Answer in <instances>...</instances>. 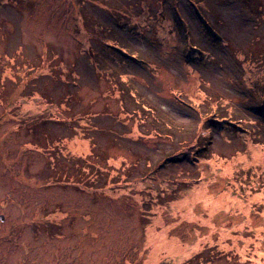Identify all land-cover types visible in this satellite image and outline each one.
Segmentation results:
<instances>
[{"label":"rangeland","instance_id":"374dc122","mask_svg":"<svg viewBox=\"0 0 264 264\" xmlns=\"http://www.w3.org/2000/svg\"><path fill=\"white\" fill-rule=\"evenodd\" d=\"M0 217V264H264V0H0Z\"/></svg>","mask_w":264,"mask_h":264},{"label":"trees","instance_id":"16d2710c","mask_svg":"<svg viewBox=\"0 0 264 264\" xmlns=\"http://www.w3.org/2000/svg\"><path fill=\"white\" fill-rule=\"evenodd\" d=\"M254 71H255V69H247V72H248V73H250V72H254ZM195 144H196V146L198 145V139L195 140ZM180 182H184V184H185L186 186H188V184H186L184 180H179V182H178V181H175V182H173V183H169V181H168V182H166L167 185H165V187L177 186V183H180ZM183 188H185V187H183ZM189 190H190V188H189ZM189 192H190V191H189ZM189 192H188V193H189ZM182 195H184V193H183ZM203 196H204V198H205V195H204V194H203ZM181 200H182V199H181ZM181 200H180L179 202H176V203L180 204V203H181ZM206 203H208V206H209V201H208V200L206 201ZM217 203H218L219 205H217V204L214 205L213 203L210 204V205H213V206H210L212 213L215 214L216 209H218V208H222V207H227V208L229 209L230 202H223L221 205H220L219 202H217ZM172 204H175V203H172ZM208 208H209V207H208ZM197 221H198V220H197Z\"/></svg>","mask_w":264,"mask_h":264},{"label":"water","instance_id":"95a60500","mask_svg":"<svg viewBox=\"0 0 264 264\" xmlns=\"http://www.w3.org/2000/svg\"><path fill=\"white\" fill-rule=\"evenodd\" d=\"M0 219L2 220V217H0Z\"/></svg>","mask_w":264,"mask_h":264}]
</instances>
